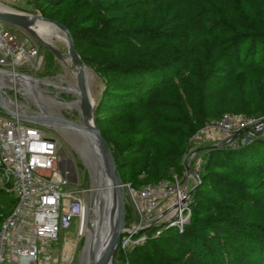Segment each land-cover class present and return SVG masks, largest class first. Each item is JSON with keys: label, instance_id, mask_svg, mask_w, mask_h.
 Returning a JSON list of instances; mask_svg holds the SVG:
<instances>
[{"label": "trees", "instance_id": "trees-1", "mask_svg": "<svg viewBox=\"0 0 264 264\" xmlns=\"http://www.w3.org/2000/svg\"><path fill=\"white\" fill-rule=\"evenodd\" d=\"M37 1L41 15L67 27L83 63L104 78L95 118L122 183L181 172L189 138L211 119L264 115V93L235 76L264 64V0H234L231 21L215 22L227 29L224 36L188 37L168 49L155 45L175 37L157 20L167 0ZM117 9L145 23L119 22ZM208 156L188 221L129 252L131 264H150L149 249L162 264H264L263 142L212 146ZM15 203L12 195L0 203V222Z\"/></svg>", "mask_w": 264, "mask_h": 264}, {"label": "built area", "instance_id": "built-area-1", "mask_svg": "<svg viewBox=\"0 0 264 264\" xmlns=\"http://www.w3.org/2000/svg\"><path fill=\"white\" fill-rule=\"evenodd\" d=\"M39 49L29 34L0 20L1 72L22 74V67L41 65ZM10 110L14 116L0 110V189L10 192L16 203L0 222V264H71L74 250L69 242L65 241L59 263L55 260L59 253L51 244L73 218L77 219L81 234L87 215L85 198L58 168L56 139L44 135L37 126L48 129L49 125L31 119L37 116L33 113ZM18 115L26 119L21 120ZM255 140L264 144V115L227 112L206 122L189 138V145L224 144L234 149ZM195 155V150L186 154L181 172L169 177L139 186L123 183L135 216L132 224L124 225L117 246V253L125 259L147 240L170 228L182 229L188 221L193 189L204 170L200 162L191 166Z\"/></svg>", "mask_w": 264, "mask_h": 264}, {"label": "rangeland", "instance_id": "rangeland-1", "mask_svg": "<svg viewBox=\"0 0 264 264\" xmlns=\"http://www.w3.org/2000/svg\"><path fill=\"white\" fill-rule=\"evenodd\" d=\"M0 3L10 9L31 13H40V3L35 0H0ZM234 0H167L165 4L159 6L157 10L158 24L170 26L175 30V37L171 40L163 41L160 44L155 43L156 46L165 45L168 49L175 44L184 42L188 37H194L199 42H210L214 38L224 36L228 33L224 25L215 22H222V19L230 22L231 11L233 10ZM229 12L228 14H226ZM226 14V15H225ZM116 20H121L127 23L144 24V18L138 15H129L124 10L117 9L115 12ZM216 27L214 32L209 33L208 29ZM62 33V32H61ZM59 34V33H58ZM51 43L61 52H67V46L64 41H61L59 35L51 40ZM40 47V46H39ZM85 48L82 47V50ZM91 55L97 56L99 53L95 49H87ZM39 57H41V65L36 67H22L20 73L27 75L33 82H35V89L24 79H20L16 83V87L10 85H2L0 83V93L4 96L3 101L9 108H18V110H29L30 113L38 116L41 109L50 110L53 115H60V118L80 123L82 121L79 107L71 106H57L49 102L47 99H41V96H53L55 99L63 103H71L77 100V95L74 93L76 87L75 69L69 58L64 61L57 59L49 50L40 47ZM85 70L89 73L87 87L91 99L96 104L104 87L103 76L95 70L92 65H87L84 62ZM264 64L258 66L251 74L235 75L245 83L253 82V85L258 88V92L264 93ZM89 71V72H88ZM1 78V77H0ZM3 78L8 79L7 76ZM11 84V83H10ZM23 85V86H22ZM32 87L31 94L28 95L26 86ZM61 86V88H59ZM24 87V88H23ZM40 97V98H39ZM1 110V109H0ZM44 121V120H43ZM46 123V122H45ZM44 135L52 136L56 139L58 153L61 158H71L75 164L77 179L76 183L78 189L81 191L79 195L85 198L87 204V215L84 217V224L82 226L81 234H78L77 219L73 218L69 227L61 229L58 240L51 244V248L55 249L56 262H60L61 251H65V241L69 242V247L74 250V256L71 264H79L82 252L91 229V220L94 219L93 199L92 196L97 188L96 178L93 176L95 172V159L92 156L89 146L78 136L70 134V132L49 125L48 129L37 125ZM80 141V142H79ZM86 144V145H85ZM83 145V146H82ZM85 146V147H84ZM209 143L191 144L181 156L183 163L186 154L191 150L196 151V155L191 162H200L205 167L211 148ZM85 149V150H84ZM92 156V157H91ZM93 158V159H92ZM93 160V161H92ZM5 195L0 193V203L7 200L10 192L1 190ZM125 199V225L128 226L135 221L134 211L128 201L126 189L123 188ZM104 204H100L103 211ZM103 214V213H102ZM150 264H162L154 257L152 249H149ZM47 256L49 252H46ZM43 256V254H42ZM57 264V263H56ZM113 264H131L130 257L125 259L123 254L117 253L114 256Z\"/></svg>", "mask_w": 264, "mask_h": 264}, {"label": "water", "instance_id": "water-1", "mask_svg": "<svg viewBox=\"0 0 264 264\" xmlns=\"http://www.w3.org/2000/svg\"><path fill=\"white\" fill-rule=\"evenodd\" d=\"M0 20L29 34L40 47L49 50L57 59L64 61L66 58H69L74 66L77 87L74 93L77 95L82 121L80 123H75L62 117L59 118L58 121L75 129H79L82 132L90 133L98 148L100 161L108 168L107 176L109 179V186L113 189L116 199V222L113 228H109L107 230L109 236L105 246L101 248L97 254L94 253L92 258L88 260L87 264H113L114 256L117 252L119 238L124 233L125 225V199L122 187L123 183L119 176L111 148L101 134L100 128L96 123L95 103L91 99L87 87L85 65L76 50L73 37L67 27L54 19L46 18L37 13L31 14L14 9L11 11H0ZM38 21H44L53 24L60 32L63 33L65 36L67 52H61L51 42L43 40L40 37L38 33ZM59 88H61V86ZM3 97L4 96L0 93V109L8 115L14 116L10 108L4 103ZM18 118L21 120L26 119V117L22 115H18ZM31 119L36 122H44L43 120H47V118L43 116H34ZM223 145L224 144H221L220 147H223ZM58 168L68 182L73 184L78 182L75 164L71 158H61L58 162ZM190 171L192 172V170ZM197 185L194 187L193 191L196 189Z\"/></svg>", "mask_w": 264, "mask_h": 264}, {"label": "bare ground", "instance_id": "bare-ground-1", "mask_svg": "<svg viewBox=\"0 0 264 264\" xmlns=\"http://www.w3.org/2000/svg\"><path fill=\"white\" fill-rule=\"evenodd\" d=\"M11 10L12 9H10L9 7H6L0 3V11H11ZM37 24L39 25L38 33L43 40L51 42L53 38H56L59 35L61 41L65 42V36L53 24L44 21H38ZM4 76H7L8 79L3 78ZM0 77H1L0 83H2V85H10L17 88L16 86L17 79L18 81H20V79L21 80L24 79L25 82L32 85V87L34 88L36 87L35 82H33L31 78H29L26 75L16 74V73H4L0 71ZM85 77L88 82L89 73H87L86 70H85ZM30 85L26 86L28 95L31 94L32 87H30ZM41 99H47L49 100V102L57 106L74 105L76 107H79L78 100H75L71 103L70 102L63 103L55 99V97L53 96H46L44 98L43 96H41ZM26 111L30 113L29 110H24L23 112ZM37 114L38 116H43L47 118V120H44V122H46L48 125H52L54 127L64 129L70 132V134L72 133L80 137L87 144V147L89 146L92 156L95 159L96 167H95V172H93V176L96 178L95 182H97L96 185L97 188L95 189V193L92 196L93 208H94L92 213H94L95 217L93 220H91L90 233L88 234L87 242L85 244V248L82 252V256L79 263V264H87L88 260L92 258V255L94 253L97 254L100 251V249L105 246L107 238L109 236L107 230L109 228L110 229L113 228L116 222L115 221L116 199L114 196L113 189L109 186V179L107 176L108 168L100 161L98 148L90 133L82 132L79 129H75L67 124L59 122L58 119L60 118V115H53V113H51L50 110L48 111L45 109H41ZM101 203L104 204L103 211L100 208ZM83 224H84V220H83ZM67 247L68 245L66 244V248Z\"/></svg>", "mask_w": 264, "mask_h": 264}]
</instances>
